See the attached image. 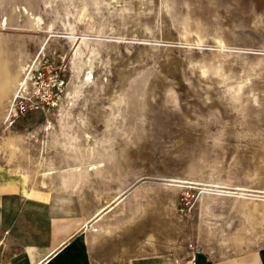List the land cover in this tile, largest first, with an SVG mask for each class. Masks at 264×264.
<instances>
[{
	"label": "rangeland",
	"instance_id": "374dc122",
	"mask_svg": "<svg viewBox=\"0 0 264 264\" xmlns=\"http://www.w3.org/2000/svg\"><path fill=\"white\" fill-rule=\"evenodd\" d=\"M79 49L96 52L83 95ZM88 138L101 172L56 192L68 166L83 165ZM0 173L70 196L79 210L81 192L91 212L122 198L107 215L111 235L87 233L94 264L258 247L264 0H0Z\"/></svg>",
	"mask_w": 264,
	"mask_h": 264
},
{
	"label": "crops",
	"instance_id": "0c3cea01",
	"mask_svg": "<svg viewBox=\"0 0 264 264\" xmlns=\"http://www.w3.org/2000/svg\"><path fill=\"white\" fill-rule=\"evenodd\" d=\"M78 199L80 210L70 196L22 186L18 177L0 173V252H4L0 264H94ZM130 264H264V241L223 258L200 251L181 262L161 257Z\"/></svg>",
	"mask_w": 264,
	"mask_h": 264
},
{
	"label": "bare ground",
	"instance_id": "6f19581e",
	"mask_svg": "<svg viewBox=\"0 0 264 264\" xmlns=\"http://www.w3.org/2000/svg\"><path fill=\"white\" fill-rule=\"evenodd\" d=\"M83 14H85V13H83ZM83 14H82V16H83ZM91 27V26H90ZM93 30V29H92ZM90 31V30H89ZM85 40H87V39H85ZM85 40H83L82 41V43L84 44V47L86 48V50L89 48V42H91L89 39H88V41H85ZM74 42V41H73ZM95 44V42L93 43V45ZM79 45V44H78ZM91 45V44H90ZM96 45H94V47H95ZM78 47V46H77ZM82 47H83V45H82ZM92 48V47H91ZM96 48V47H95ZM75 52H77V51H75ZM74 52V53H75ZM87 52V51H86ZM78 55H79V65H80V68L83 70V71H85V74H84V80L82 81V85H81V87H80V89H79V94L81 93H83L84 92V90L85 89H88V88H90V87H92V85L94 84V76H93V68H94V64H93V61H92V59L94 58V55H95V53H94V51H92V50H89L88 51V53L83 57V55L85 54V51L83 50V49H79L78 50ZM75 56V55H74ZM77 56V55H76ZM85 58V59H84ZM99 58V57H98ZM76 60V59H75ZM84 60H86V61H84ZM75 65V64H74ZM25 70H26V68H24ZM77 70V69H76ZM75 70V71H76ZM78 71V70H77ZM82 71V72H83ZM84 73V72H83ZM29 75H31L30 73H29ZM34 76V75H33ZM24 78V77H23ZM27 81V80H26ZM28 83H29V80H28ZM32 84V83H31ZM34 85V84H33ZM95 85V84H94ZM32 86V85H31ZM36 86V85H35ZM25 87H27V83H23L22 84V89H24ZM28 88V87H27ZM38 91V87H35V91ZM27 91V90H26ZM63 91V90H62ZM65 91V90H64ZM74 91V90H73ZM43 93V92H42ZM63 93H65V92H63ZM69 94L67 95V98H66V102H67V106H66V112H67V115L68 116H70L69 115V113L71 112H69V108H71L72 106L74 107V104H73V97H74V95H76V94H74L73 95V93L72 92H68ZM75 93H77L76 92V90H75ZM64 95V94H63ZM83 95V94H82ZM78 96V95H77ZM80 96V95H79ZM75 101V100H74ZM12 102V101H11ZM64 103V102H63ZM10 104V103H9ZM58 105H59V103H58ZM12 106V104L10 105V107ZM56 106V105H55ZM65 108V107H64ZM65 112V111H64ZM61 113V112H60ZM63 113V112H62ZM70 114H72V112L70 113ZM48 115V114H47ZM52 115V114H51ZM61 115V114H60ZM66 115V116H67ZM50 116V115H49ZM62 116V115H61ZM65 117V116H64ZM71 117V116H70ZM50 118V117H49ZM68 118V117H67ZM65 119V118H64ZM10 121H11V118H10ZM61 121V120H60ZM78 121V120H77ZM71 122V121H70ZM67 123V122H66ZM64 121H61V126L62 127H64L65 126V124H66ZM14 125V122H13V119H12V126ZM55 125H53V123H52V121H50V119L49 120H47V122L42 126L43 128H44V131L45 132H47L49 135L50 134H52L53 135V131H54V129H55V127H54ZM71 128V127H70ZM60 129V128H59ZM56 130V129H55ZM61 130H62V132H66L67 131V128H61ZM61 132V131H60ZM61 132V133H62ZM46 133V134H47ZM55 133H56V131H55ZM55 133H54V137H55ZM60 133V134H61ZM59 134V135H60ZM58 135V136H59ZM64 134H62V136H63ZM51 136V135H50ZM61 137V136H60ZM68 138V137H67ZM74 138V137H73ZM54 142H52V143H48V142H45V144H47V146L50 148V149H52V150H55V149H57L56 148V145H57V140H56V138H55V140H53ZM68 142V141H67ZM74 142H75V140H74ZM73 142V143H74ZM86 142L88 143V146L87 147H85L84 149H82V150H79V151H77V152H80L81 153V155H82V159H81V161L83 162V165H80V164H75V165H69L68 166V171H66V174L65 175H67V173H69L70 172V174H69V177H65V176H61L62 177V179L61 178H59V180H60V183H58L57 185V191H61V192H74L75 190L74 189H72L73 188V185H71V183H74V185L76 186V185H78V184H84V186H85V184L87 185L91 180H90V176H91V173H95V172H101L99 169H101V167H103L101 164H100V162H98V163H95V162H93V161H91V158H92V156H93V154H94V149L92 148L94 145H95V143L93 142V140H92V138H88L87 140H86ZM85 143V142H84ZM65 144V143H64ZM63 144V145H64ZM71 144V143H70ZM46 146V145H45ZM59 146V145H58ZM62 147V146H61ZM64 150V148L62 147V151ZM47 151V149H46V147H43L42 148V152L44 153V152H46ZM57 151V150H56ZM59 151V150H58ZM69 153H72V151L70 152L69 151ZM74 153V152H73ZM77 154V153H76ZM64 155H67V156H69L70 157V155L66 152V151H64ZM74 155H75V153H74ZM76 156V155H75ZM77 158H79V157H77ZM76 158V159H77ZM76 159H73V160H76ZM93 159V158H92ZM78 161H80L79 159H77ZM76 160V161H77ZM71 161V160H70ZM75 162V161H74ZM73 163V162H72ZM78 163H80V162H78ZM68 165V164H67ZM85 168L84 169V171H82V168ZM2 172V171H1ZM59 172V171H58ZM83 172V173H82ZM62 173H64V172H62ZM49 174V173H48ZM47 174V175H48ZM52 174V173H51ZM59 174V173H58ZM82 174H84V175H82ZM98 174V173H97ZM53 175H55V174H53ZM60 175V174H59ZM95 175V174H94ZM50 176H52V175H50ZM68 176V175H67ZM48 177V176H47ZM70 177H73V179H71ZM51 178V177H50ZM75 178V179H74ZM47 179H49V178H47ZM90 180V181H89ZM20 184L22 185V186H24V185H26L27 184V181L23 178L22 180H20ZM83 186V185H82ZM82 186H81V188H82ZM90 188V187H89ZM85 189V188H84ZM83 189V190H84ZM24 190V189H23ZM82 190V191H83ZM91 190V189H90ZM93 191V190H92ZM219 191V190H218ZM80 192V191H79ZM86 194L83 192H81L80 194H79V196H80V198H81V200L83 201V210H84V215H85V219H86V225H85V228H84V230L87 232V233H89L91 236H92V240H93V238L96 240V239H98V238H101V237H105L106 238V236H110L111 235V233H112V229L116 226V225H114V221L113 222H111L110 220H109V218H108V213L110 212V211H113V209L115 208V205L117 204V203H119L120 202V200L122 199H120V198H118V199H116V202L114 203V204H112L111 203V201H113L114 200V198L115 197H113L111 200H107V202H105V203H103V204H101L100 206L99 205H97L98 207H96V209L94 210V211H90L86 206H85V204H84V200H86L85 198H84V196H85ZM92 195H94V194H92ZM90 196V195H89ZM108 198V197H107ZM250 198V197H249ZM96 199V198H95ZM95 199H93V201H98L97 199L95 200ZM245 199H247V198H245ZM92 200V199H91ZM255 201V200H254ZM95 203V202H94ZM87 205V204H86ZM258 205V204H257ZM256 205V206H257ZM95 208V207H94ZM264 211V210H263ZM262 216V215H261ZM235 239V238H234ZM238 239V238H237ZM94 240V241H95ZM241 240V239H240ZM93 242V241H92ZM239 243V242H238ZM237 243V244H238ZM3 244V242H2V240L0 239V246ZM239 246V245H238ZM199 253V252H198Z\"/></svg>",
	"mask_w": 264,
	"mask_h": 264
}]
</instances>
